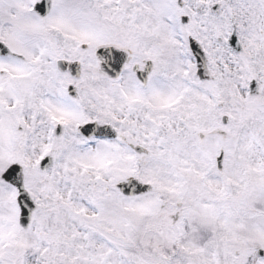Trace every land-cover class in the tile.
Listing matches in <instances>:
<instances>
[{"label":"snow or ice","instance_id":"1","mask_svg":"<svg viewBox=\"0 0 264 264\" xmlns=\"http://www.w3.org/2000/svg\"><path fill=\"white\" fill-rule=\"evenodd\" d=\"M0 264H264V0H0Z\"/></svg>","mask_w":264,"mask_h":264}]
</instances>
